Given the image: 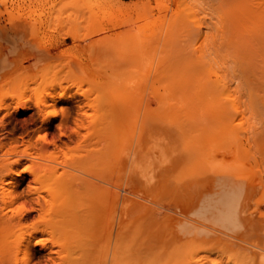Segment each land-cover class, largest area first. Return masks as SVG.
Returning <instances> with one entry per match:
<instances>
[{"label":"bare ground","instance_id":"bare-ground-1","mask_svg":"<svg viewBox=\"0 0 264 264\" xmlns=\"http://www.w3.org/2000/svg\"><path fill=\"white\" fill-rule=\"evenodd\" d=\"M217 2L214 10L227 8L223 15L216 9L222 19L217 15L219 21H211L219 22L213 24L218 30L209 25L210 61L194 69L197 78L187 74H194L190 65L173 62L175 55L178 60L204 55L199 47L184 45L182 54L179 48L174 56L168 53L176 67L168 76L159 54L162 68L153 71L150 65L141 81L131 84L120 77L121 86L110 88L117 95L106 100L97 87L107 86V78L99 84L76 72L41 81L33 90L28 82L8 89L7 82L23 74L16 51L39 57L52 45L31 33L37 23L32 25L35 19L23 5L0 8V92L11 91V102L0 98V264H264V131L259 129L264 118L257 120L264 111V0ZM179 18L140 40L144 45L148 37L161 41V30L167 36L176 19L186 29L185 17L183 23ZM240 29L252 31L241 36ZM66 33L76 41L75 33ZM137 53L129 57L127 52V62L141 57ZM126 70L118 71H131ZM160 71L155 80L151 75ZM27 109L33 112L23 128L18 116ZM128 121L140 124L130 135L128 127L122 132ZM119 135L122 143L135 145L119 148ZM245 156L255 158V166ZM137 198L147 200L144 211L135 209Z\"/></svg>","mask_w":264,"mask_h":264},{"label":"rangeland","instance_id":"rangeland-1","mask_svg":"<svg viewBox=\"0 0 264 264\" xmlns=\"http://www.w3.org/2000/svg\"><path fill=\"white\" fill-rule=\"evenodd\" d=\"M214 3L217 4L218 3L217 0H212V1H209V0H0L1 10L6 9V8H11V6L18 7L17 5H19V6L23 5V7L25 8V11H27L30 14V16L32 15L31 16L32 18L30 17V19H32V20L35 19L33 21L32 25H34V23L35 24L37 23V25L34 26L35 28L31 30V33H35V35H38V37H40L39 38L40 40L43 38L44 42L43 41H40V42H43L44 44L46 43L45 45H47V44L50 45V43L52 45L51 47L48 46L50 48V52H48V54L43 55L44 57L43 56L32 57V54L30 52H27L25 49L17 50L15 55H14V58L16 57L15 60H16L17 64H19L18 66L21 67L23 74H21V77L15 79V80H14V78L11 79V80H13V82L12 81H10L9 83L7 82V85L6 84L5 85L7 87V86H9L8 84H10L9 88L12 89L13 84H18L19 82L20 83L28 82L31 84L30 87L33 90L35 88V86H38L37 84L40 83L41 81L44 82L45 80H52L55 77H62L64 79H66V78H68L69 74L72 75L76 72L78 74L80 73L79 75L84 74L86 76L85 77L86 79L91 78V81L96 80L97 83L101 82L104 78H107V80H105V79L103 80V81H107V83L109 82L107 84V86L105 83L102 82L103 85H105L106 87H102L103 85H101V88L97 87L99 90L103 89V90H100V92L102 91L101 93L105 95L104 97L106 100V99H108L107 98L108 95H111V97H113L112 95L116 94L118 92L117 90H115L116 93L111 92L114 90V89H112V90L110 89L111 85L115 84V87H118V86L120 87L121 84L123 83V82L121 83V80L124 81V84H131L134 82L141 81V77L143 78V76H144V75L142 76V74L146 73L145 70H148L150 68V65H151V68L153 71H155L158 68V66L162 65V63H160V62L162 61L161 56H163V55H164L163 59L165 58L164 59L165 61L164 60L163 61L166 64L165 65L163 64L162 66L167 68V70L166 69L164 70V68H162V66H160L159 68H162L161 70L165 71V73L167 74L166 76H168L167 71H169V69H173L175 71L176 67L172 68V66L176 62L179 66L181 65L183 67L187 66L189 68L188 65H190L189 70H191V71L193 70L191 73L197 72V70L194 71L195 68L196 69L202 68L206 64L207 61H210L209 56L206 55V50L208 48V42L211 38V35H210L211 33L208 31V30H210V28H209L211 26L210 24L212 23V25H213L214 23H217V21H219V19H222V16H220L221 14H218L219 12L216 11V9H218L219 7H215L216 8L215 10L213 9L214 7H212V6L215 5ZM129 4L133 5V9L134 8L135 9L134 10L133 9L128 10V9L124 8L125 6H127ZM218 4L221 5L220 1ZM137 6H139V7H137ZM221 7H222V5H221ZM75 8L78 10L76 11ZM162 8H164V9H162ZM223 8L226 9L227 8L226 5ZM222 9H218V10H221L220 13L223 12L222 13V15H223L226 10L222 11ZM51 10H53V11H51ZM64 10H66V11H64ZM79 10L81 11V13H79L80 12ZM163 11L166 12V15H167V19L165 18L167 21L165 20L166 22H164L165 24L169 21L168 19H170V21H171V18L175 19L176 17H181V19L179 18L181 21L182 18L185 17V19L187 18L186 19L187 21L185 19H184V21L183 20L182 21L185 22L186 24H188V27H187L188 29L187 28L185 29V27H183V24H182V26H180V25L177 26L178 23H177V21H176L177 19H176L175 24H173V22H172V24L174 25V28L172 27L173 26L172 24L170 25L171 28H173V31L171 30L172 33H171V31H170L171 34L169 33L170 35L168 34V32H169L168 31L167 36H165L166 32H165V30L162 32V30H163L162 29L161 33H163V35L160 36V39H159L161 41H158L157 39L154 40L151 38L152 41L154 42L153 43L151 41V39L148 37L147 41H150L153 43L152 44L149 42L152 45V48H150L151 46L149 47L150 44L147 41H145V43H147V44H145L147 46H145L143 43L144 41L140 40V38L145 36V35L146 36L143 37L142 39L147 38V35L151 34V33H149L150 31L152 32L151 35H154L153 30H155L154 32H159L160 30L157 31L159 24H160L161 28L164 27L165 24L163 25V17H164ZM3 12H6V10H3ZM215 12L217 14H215ZM70 13L72 16L70 15ZM138 13L139 14L141 13L142 16L139 17ZM106 14L109 16L108 19H107L108 16L105 17ZM109 14H112L115 18ZM122 14H124V15H122ZM161 14H162V16H161ZM74 15H78L80 17L77 16L78 17L77 18ZM130 15H132V20L129 19V18H131ZM217 15H218L219 19H217ZM110 16H111V18H110ZM116 16L117 17L121 16L122 19H124L125 17L126 18L124 20H122L121 18H117ZM99 17H100V19L103 18V20L104 19L105 20L104 21L101 20L102 21L101 22ZM159 17H161V19H162V21H161L162 24L160 22ZM68 18H70L69 21H68ZM72 18L73 19L76 18L75 21ZM127 18L130 20V22H131L130 24L128 23L129 21H127L128 20ZM37 19L39 21H37ZM59 19H62L63 21L59 20ZM71 19L73 21H70ZM174 19H172V20H174ZM76 20H79V21H76ZM81 20H83V22H81V24H80ZM125 20H126V22H125ZM213 20L214 21L217 20V21L211 22ZM180 21H178V22H180ZM40 22L42 24H40ZM74 22H79V23H74ZM181 22H180V24H181ZM71 23H72V25H71ZM197 24L201 25L202 30L197 28V31L198 30L203 31L200 33L202 35L198 34L199 31L197 32L194 30L195 29L194 26L196 25V27H197ZM70 25L72 26V28ZM168 25L166 24L164 29ZM263 25H264V23H263ZM37 26H40V29ZM213 26L216 27V25H213ZM215 27H213V29ZM218 27H220V25ZM218 27H216V30L219 29ZM161 28L159 27V29H161ZM190 29H192L191 31L194 30V33L189 31ZM70 30L77 35L78 40L76 39V41H75V39L72 36H70L71 33H69L70 35L68 37L66 32H68V31L71 32ZM166 30H167V28H166ZM242 30L240 29V31H239V35H241V36L243 35L241 32L245 33L244 35H246L248 32L252 31V29L251 30L249 29L248 32L245 31L246 29H244V31H242ZM139 31L143 32V33L141 32L142 36L139 35L140 34ZM207 31L209 32L208 34L210 36L206 35V37H205V33ZM213 31L215 32V30H213ZM63 32H64V34L66 33V35H65L66 37L64 36ZM211 32H212V29H211ZM217 32L218 31H216V33ZM126 33H128L129 36H126ZM263 33H264V28H263ZM130 35H132V36L134 35L135 38L137 37L136 41L138 40L139 43H137V42L134 43V39L132 40L133 42H129L131 39ZM116 37L118 38L117 40H119L118 41L119 44H117L116 43L117 41H115ZM167 37H169V38L167 39ZM111 38H112L111 41H113V42L115 41L114 43H116V44H111V43H113L109 40ZM132 38H134V37H132ZM153 38H156V37L153 36ZM105 39L107 42L108 41L109 42L105 43V41H104ZM144 40H146V39H144ZM47 41H49V42H47ZM104 43L107 44L106 47H103V46H105ZM129 45H132V46L129 47ZM184 45L185 46L188 45L190 50H191V48L195 50L196 47H199V51L202 52L204 55H201L200 57L194 58V56L189 54V56L193 57L192 59H190L191 57H189V59L190 60L194 59L193 61H189V59L185 60V58L186 57L188 58V56L183 58V56H180V54L178 53V55L180 56L179 59L180 58H182V59H180V60L176 59L178 57H177V55H175V56L173 55L174 52H176V50L178 48H179L178 51L181 52L182 48H180V46H184ZM144 47H146L147 49L146 48L143 49ZM103 48H105L104 51L101 50ZM131 48L132 49L134 48V50H132ZM148 48H150L151 50L150 49L148 50ZM133 51H136V52L134 53ZM140 51H141V53L144 51V54L146 57L143 55V53L141 55ZM149 51H151V54ZM55 52H56V54H55ZM127 52H128V55L130 52H131L130 55L132 53H133L132 55H135L137 52H139L140 54L137 53V57L139 55L142 58L139 57L137 59V58H135L136 56L134 58H131V61H132V59L133 60L137 59V60H134L133 62H131V64L132 63H134V64H132L133 66L130 67L129 66L130 63H128L129 62L128 58L131 56L129 55V57L126 58ZM170 52L175 57V59H173L174 63L172 65L170 64L172 62V59L170 60V58H171L170 56H172V55L170 54V56H169V54H168ZM263 52H264V49H263ZM52 54H55V55L52 56ZM159 54L161 55L160 56L161 58L159 57ZM175 54H177V53H175ZM181 54H182V52H181ZM154 55H156L155 58H154ZM76 56L78 58H80L81 60L79 61V59L76 58ZM167 56H168V58H167ZM49 57H51V58L48 59ZM158 57L161 60L160 62L158 61L159 60ZM35 58L39 59V60H43V58H44V60L37 63L36 61H33V60H36ZM74 58H75V60L78 61V63H79V64L77 63L78 65L76 64V61L74 60ZM121 58H125V59H121ZM148 58H150L151 60ZM113 61H117V63L116 62L114 63ZM125 61L126 62L128 61L127 62L128 64H126L127 67L123 66V63ZM32 62H36V63H32ZM73 63L80 68H77V67H75V65H72ZM108 63H109L111 68L108 67L109 66V65H107ZM158 63H160V65H158ZM118 64H119V66H118ZM135 64H136V66H139L138 67L139 70L137 69V67L134 68ZM105 66H107V67H105ZM179 66H177V67H179ZM85 67L88 71L86 70L85 73H83V71L85 70L84 69ZM183 67H181V68L183 69ZM263 67H264V65H263ZM71 68L74 70H71ZM82 68L84 70L80 71ZM125 68L127 69L126 71H129L128 70L129 68L131 69V71L126 72V75H122V73H120V72H122L123 69L125 70ZM191 68H193V69H191ZM101 69L106 70V73H105V71H102ZM133 70L134 71L137 70V71L133 72ZM140 70H141V72H140ZM176 70H179V69H176ZM184 70H185L184 72L186 73L187 69H184ZM72 71H74V72L72 73ZM114 71L117 74L112 75L114 73ZM143 71H144V73H143ZM130 72H132L133 75H130ZM176 72H178V71H176ZM128 73H129V75H128ZM135 73H137V74H135ZM87 74H88V76H87ZM118 74L120 76H117ZM160 74H163V72L162 71H160L158 73L156 72L155 75L153 73V75H151V76L153 78H155V80L156 79L159 80V76L161 78ZM176 74H178V76H180L179 75L180 73H176ZM181 74H183V73L181 72ZM187 74L193 75V77H194L200 73H197L195 75V73L189 74V72H187ZM34 75H36L35 78H33ZM79 75H77V76H79ZM174 75H169V76L174 77ZM185 75H182V76L188 77ZM125 76H128V78L127 77L125 78ZM166 76L164 75V78ZM175 76H177V75H175ZM87 77H89V78H87ZM162 77H163V75H162ZM93 78H95V79L92 80ZM167 78H169V77H167ZM194 78H197V76ZM97 79H99V80L97 81ZM116 79H118V82L121 79L119 82L120 84H117L118 82L116 81ZM113 81L114 82L116 81V82L114 83ZM99 84H101V83H99ZM5 85H4V87H5ZM0 89H2V87ZM5 89L3 90L4 91L3 93H1L2 91L0 92L1 93L0 98L4 101L6 100L7 103H9V102H11V96H10L11 94H9L11 91H8V89L7 90H5ZM32 90H29L27 93L34 96L33 95L34 91H32ZM6 93H8L9 95ZM114 97H115V95H114ZM113 99H115V98H113ZM2 100H0V101H2ZM103 100H104V98H103ZM32 112H33V110L27 109V110H25V112L19 114L18 117L21 119V121L23 119V121H22L23 123H21V125H22L21 127L24 128V126L27 125V121H25L24 119ZM142 114H144L143 110L141 111L140 116ZM262 116H264V111L257 118V120L260 121L261 118L263 119L264 117H262ZM127 117L125 119L126 121L128 119ZM130 118L133 119V117H131V115H130ZM132 119H130V120L132 121ZM29 121H28V123H29ZM128 122L130 123V121H128ZM123 123H122V126H124L126 128L128 127L129 130H128V128L126 129L123 127V130L126 129V131L122 130V132H127V130H128L127 133L129 135H130V132H129L130 130L132 132V130H134L135 127L139 128V125H140L138 123L139 124V125L137 124L138 127H137V125L133 126V122H131L130 123L131 125L128 124L125 126V125H123ZM258 124L260 125V123H258ZM122 126H120V127L122 128ZM131 126H133V128ZM260 127H262L263 131H264V120L261 121V125L259 126V129H260ZM127 133L126 134L124 133L123 136H125V137L124 138L122 137L123 140L125 138H127V136H128ZM121 136L122 135H119V138H118L119 142H116L117 146H118V143H120L118 146L119 148H120V145H122V144L126 148H128V147L130 148V145L132 143H134L133 145H135V141L132 143L131 142L129 143V142H127V140H125L124 141L125 144L122 143V140H120V139H122ZM262 138L260 140L264 139V138L263 139ZM262 142L260 143L259 146L263 145ZM127 143H128V145H127ZM122 147L120 150L124 149V147L123 148ZM262 148L264 149V146ZM247 157L244 159L245 160L249 159L250 162L252 161V163L249 162L248 165L251 164L252 167L255 166V165H253V164H255V161H254L255 158L250 159ZM250 157H252V156H250ZM140 159L142 160V158H140ZM142 164H144V159L142 161ZM131 165L132 164H130V167H131ZM136 166H141V164L137 163ZM130 167L128 166L129 171H130ZM144 168H145V166H144ZM139 199H141V198H137V200H136L135 206L136 205L137 206L135 207V209L140 212V211H144L148 207L147 206L148 202H147V200L143 201V198L141 199V201H139Z\"/></svg>","mask_w":264,"mask_h":264}]
</instances>
